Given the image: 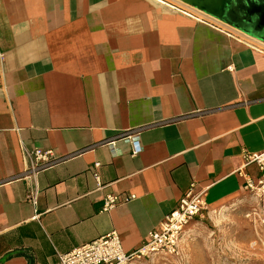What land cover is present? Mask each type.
<instances>
[{"label": "crops", "instance_id": "crops-1", "mask_svg": "<svg viewBox=\"0 0 264 264\" xmlns=\"http://www.w3.org/2000/svg\"><path fill=\"white\" fill-rule=\"evenodd\" d=\"M162 1L208 22L157 0H0V264L114 231L131 252L193 184L210 210L259 178L264 39L226 17L243 0ZM24 147L60 161L27 178Z\"/></svg>", "mask_w": 264, "mask_h": 264}, {"label": "built area", "instance_id": "built-area-1", "mask_svg": "<svg viewBox=\"0 0 264 264\" xmlns=\"http://www.w3.org/2000/svg\"><path fill=\"white\" fill-rule=\"evenodd\" d=\"M157 1L199 22H208V19L200 11L177 8L162 0ZM218 27L222 28L221 26ZM228 34L235 36L236 31L232 32L228 30ZM253 46L263 51V47H259L258 45ZM123 139L132 144L134 156L142 152L143 147L140 144L139 132L128 134ZM23 154L27 166L25 170L27 178H35L40 171L46 170L60 161L51 150H29L24 147ZM245 160L247 165H257L260 171V176L256 181L246 175L245 190L258 196H264V151L246 153ZM195 187L196 184L191 186L190 191L180 199L178 208L166 216L160 229L152 232L149 240L142 247L131 252L125 251L120 235L114 231L75 248L71 252L60 254L57 264H143V262L159 254H179L180 242L186 228L196 218H204L206 212L209 210L205 197L207 190L204 189L196 192ZM38 194L37 188L30 191V198L34 204L37 203ZM133 198L134 196L130 195L125 201H130ZM119 202V196H107L104 202V211H110Z\"/></svg>", "mask_w": 264, "mask_h": 264}, {"label": "rangeland", "instance_id": "rangeland-1", "mask_svg": "<svg viewBox=\"0 0 264 264\" xmlns=\"http://www.w3.org/2000/svg\"><path fill=\"white\" fill-rule=\"evenodd\" d=\"M143 264H264V196L246 190L208 210L186 228L179 254Z\"/></svg>", "mask_w": 264, "mask_h": 264}, {"label": "flooded vegetation", "instance_id": "flooded-vegetation-1", "mask_svg": "<svg viewBox=\"0 0 264 264\" xmlns=\"http://www.w3.org/2000/svg\"><path fill=\"white\" fill-rule=\"evenodd\" d=\"M240 5L241 8L236 5L235 11H228L227 20L248 33L264 39V0H243Z\"/></svg>", "mask_w": 264, "mask_h": 264}]
</instances>
